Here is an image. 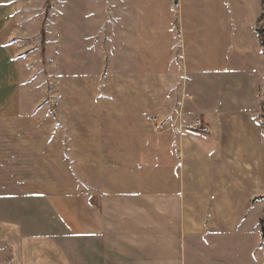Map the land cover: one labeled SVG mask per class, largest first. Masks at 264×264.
I'll list each match as a JSON object with an SVG mask.
<instances>
[{"label":"rangeland","instance_id":"1","mask_svg":"<svg viewBox=\"0 0 264 264\" xmlns=\"http://www.w3.org/2000/svg\"><path fill=\"white\" fill-rule=\"evenodd\" d=\"M18 2L21 89L0 118V225L79 226L84 196L102 206L106 194L121 213L123 191L153 207L124 209L133 226H179L167 164L195 133L186 264H264V0ZM17 185L24 198H2Z\"/></svg>","mask_w":264,"mask_h":264},{"label":"crops","instance_id":"2","mask_svg":"<svg viewBox=\"0 0 264 264\" xmlns=\"http://www.w3.org/2000/svg\"><path fill=\"white\" fill-rule=\"evenodd\" d=\"M18 1L0 0V52L2 53L0 68L4 65L5 70L3 74L0 69V118L9 116L19 99L21 89L20 65L13 50V44L10 42V33L18 16ZM195 86L197 84L188 82L186 84L188 93L191 92L189 88L194 90ZM200 101L211 103L209 98H201ZM221 115L218 114V116ZM225 119L228 122V117L225 116ZM200 141L197 134L186 133L180 141L176 140L177 149L183 158L176 160L171 158L167 164L168 171L172 173L171 182H175L172 183L171 191L164 194L168 200L167 203L170 202L168 198L173 197L175 207H172V211L178 218L179 226H159L155 230L156 233H153L152 226H133L130 218L122 217V215L130 214V211L124 214V209L139 208L141 211L144 210L143 213L146 215L151 214L150 208H153L152 206L148 208L149 201L144 202L137 193L129 194L123 191L116 193L124 197L121 202V213L117 211V207L111 210L107 206L106 202L110 200L106 194H104L106 201H103L102 206L100 201L97 205L94 201H90V196H84L79 226H73L72 221H66L62 217L65 223L63 226H45L44 232L41 226L30 228L15 221L13 224L1 222L0 264H78L79 262L80 264H134L137 261L148 264L159 262L171 264L179 262L180 240L184 248L187 237L197 235H195L197 231L195 222L191 224V220L186 216L195 212V208L188 205L187 198L193 197L194 193L199 194V188L194 184L189 187L187 183L190 181L199 184V179L193 176L187 177L186 154L190 150L193 156L187 158L188 161L197 163L194 156L195 150L191 148ZM8 192L10 194L2 198L19 200L25 197V191L20 185L11 187ZM134 197H138L136 199L141 204L133 205ZM202 198L210 197L206 194ZM59 216H62L61 213ZM105 216L109 220H106ZM156 234L158 240L155 239ZM136 241L140 242V250L135 244ZM155 241L156 249L153 247ZM185 249L184 252L181 251V264H186Z\"/></svg>","mask_w":264,"mask_h":264},{"label":"built area","instance_id":"3","mask_svg":"<svg viewBox=\"0 0 264 264\" xmlns=\"http://www.w3.org/2000/svg\"><path fill=\"white\" fill-rule=\"evenodd\" d=\"M167 122L168 123H175V119H168L167 120ZM202 123H201V121L200 120H198V122H196L195 124H194V126H192L194 129H196V128H202ZM181 133H184L185 132V130H187V128L186 127H183V125H181ZM185 129V130H184ZM177 133H180L178 130H177Z\"/></svg>","mask_w":264,"mask_h":264},{"label":"water","instance_id":"4","mask_svg":"<svg viewBox=\"0 0 264 264\" xmlns=\"http://www.w3.org/2000/svg\"><path fill=\"white\" fill-rule=\"evenodd\" d=\"M178 5V0H174V7Z\"/></svg>","mask_w":264,"mask_h":264},{"label":"bare ground","instance_id":"5","mask_svg":"<svg viewBox=\"0 0 264 264\" xmlns=\"http://www.w3.org/2000/svg\"><path fill=\"white\" fill-rule=\"evenodd\" d=\"M72 17V16H71Z\"/></svg>","mask_w":264,"mask_h":264}]
</instances>
